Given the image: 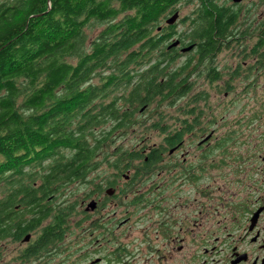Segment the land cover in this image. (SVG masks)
<instances>
[{
	"label": "trees",
	"instance_id": "trees-1",
	"mask_svg": "<svg viewBox=\"0 0 264 264\" xmlns=\"http://www.w3.org/2000/svg\"><path fill=\"white\" fill-rule=\"evenodd\" d=\"M180 2L196 3L190 33L179 37L182 46L196 49L185 56L183 69L191 60L211 61L212 53L247 35L255 41L237 53L240 61L256 54L254 66L264 68V18L242 32L239 13L219 0L0 3V246L37 230L22 258L37 262L55 254L75 205L62 200L52 214L62 190L90 182L100 165L113 168L103 181L109 182L144 156L115 139L144 120L152 102L158 109L172 106L187 92L185 80L173 79L179 74L166 67L174 58L166 51L178 33L173 25L160 26ZM101 25L88 42V33ZM166 128L161 152L176 139Z\"/></svg>",
	"mask_w": 264,
	"mask_h": 264
},
{
	"label": "flooded vegetation",
	"instance_id": "flooded-vegetation-1",
	"mask_svg": "<svg viewBox=\"0 0 264 264\" xmlns=\"http://www.w3.org/2000/svg\"><path fill=\"white\" fill-rule=\"evenodd\" d=\"M7 1L15 0L0 3ZM177 40L179 45L168 49L167 57L195 55L196 49L183 53L181 49L190 45L182 46ZM218 54L212 53L211 61L191 60L186 70L176 68L173 74L182 76L173 79H184L188 89L207 83L219 90L218 83L233 82V75L242 73L237 63L225 81ZM218 100L216 93L209 95L204 90L191 94L184 104L178 100L170 125L175 142L165 152L159 150L164 142L146 148L142 142L139 146L144 156L132 159V163L137 162L132 173L131 163L119 174L122 187L116 185L117 176H110L109 182L90 181L95 206L87 209L89 195L81 200L77 214L88 218L85 229L96 244L106 236L95 238L94 231L100 229L99 225L109 227L115 218L116 228L123 232V255L118 264H264V167L256 165L255 157L242 156L235 130L228 127L220 137L217 135L218 126L225 127L214 112L223 109L222 103L215 106ZM157 151L158 156L148 158L147 154ZM137 176L143 179L132 188ZM101 193L108 202L122 195L127 203L124 214L118 217L115 211L112 216L104 213L102 199L96 197ZM89 264L103 261L95 257Z\"/></svg>",
	"mask_w": 264,
	"mask_h": 264
},
{
	"label": "rangeland",
	"instance_id": "rangeland-1",
	"mask_svg": "<svg viewBox=\"0 0 264 264\" xmlns=\"http://www.w3.org/2000/svg\"><path fill=\"white\" fill-rule=\"evenodd\" d=\"M219 4L239 13L240 17L237 25L239 24L240 29L243 28L242 32L246 30L245 26L253 25L255 20L264 18V0H240L236 3L232 0H219ZM175 10L178 12L179 17L173 26L178 36L175 34L176 36L173 40L179 39L181 34L186 36L190 33V29L193 25L192 20L194 16H196V3L188 5L180 2L177 4ZM164 25L165 19H162L160 26ZM103 28L104 25L96 26L91 33H88V42L95 38ZM254 41L255 38L250 35H247L243 41L233 40L229 44V46H231L229 49L224 48V50L218 54V66L226 72L224 77L225 81L229 79L228 74L238 66L237 63L242 62L237 53L243 50L244 45H247L249 49V47L254 44ZM173 57L172 62L166 66L169 70H177L186 62V57L183 55H173ZM256 59V54L253 57L244 59L247 65H243L245 67L240 68L242 74L233 75V77L236 78L231 82L232 84H230L231 87L229 90H227V83L229 82L225 85H223L224 82L218 83L221 85L219 90H215L217 88L216 85L203 83L200 87L188 89L180 102L184 104L191 94L200 90H204V92L209 95L216 93L219 100L215 102V106H217V103H222L223 109L214 110V112L218 114L219 118L221 117L219 123L224 122L225 124V127L218 126L216 131L217 135L220 137L228 127H230L232 131L235 130L236 139L241 140L242 156L255 157L256 165L264 167V161L261 160V157H264V68H257L254 66V64H256ZM144 68H146V65H142V68H136L135 73ZM245 72L248 74H244ZM180 76L181 75H178L177 77ZM224 94H226V96H224ZM176 103L178 102L176 101L172 106L163 103L158 109L156 101L152 102V104L149 105V113L141 115V119L144 120L134 125L124 136L116 138L115 145L122 144L125 145L126 148L135 146V149L140 151L142 147L139 145H141L142 142L144 143V148H146L145 146H150L152 143L157 142V144H160L163 142L165 132L167 131L166 127L170 129V125L172 124L171 116L177 105ZM209 103L210 107H212L214 101L210 98ZM163 115H165L166 118L163 117ZM155 122L160 123V126L165 128L166 131L156 130L154 126ZM142 139L144 140L141 141ZM226 140H232V137ZM108 150H110V147ZM136 165L137 162L134 161L130 166L129 171L131 173ZM112 169L113 168L100 165L96 171L90 173V180H93L94 183H102L106 180V176L110 175V171L112 173ZM141 179H143V177L138 178L137 176L135 179L133 178L132 188H136L137 183L140 182ZM115 182L116 185L122 187L123 179L120 175L117 176ZM93 190L94 188L91 182H75L64 188L62 190V195L54 200L52 204L54 206L52 214L54 210L57 209L56 205L62 200L75 203L73 211L67 217L69 223L65 227L64 236H62V241L59 242V249L55 254H47L44 259L37 262L31 261L33 258L28 260L22 258V253L27 248L28 242L33 240L36 236L37 230H35L28 233L30 235L28 242H24L23 239L15 242L10 240L3 241L0 246V264H27V261H31L28 264H89V260L95 257L102 259L103 264L121 263L123 255V232L116 228L114 224L115 218L112 217L109 227H106V225H99V228L102 230L97 229L94 231L95 238L106 236L103 242L101 241L99 244H96L92 236H90V232L85 229L88 227V218H82L77 214L81 200L88 199L89 195H93ZM101 195L96 197L102 199V205L105 207L104 213L112 216L115 211L118 217L124 214V205L127 203L122 195L117 194L113 202L105 201L103 198L105 195L104 193H101ZM92 199L94 198L91 196L90 202H88L89 200L87 201L86 207H88V204L90 206V203L94 202ZM128 199H130V196ZM50 216L52 215L50 214ZM134 219L135 217L133 220ZM76 223L80 226L76 225ZM88 230L93 231L91 228Z\"/></svg>",
	"mask_w": 264,
	"mask_h": 264
},
{
	"label": "water",
	"instance_id": "water-1",
	"mask_svg": "<svg viewBox=\"0 0 264 264\" xmlns=\"http://www.w3.org/2000/svg\"><path fill=\"white\" fill-rule=\"evenodd\" d=\"M232 1L236 3V2H239L240 0H232ZM178 17H179V14H178L177 12L174 13L172 16H170L168 19H166V21H165L166 25H169V26L173 25V24L177 21ZM158 30H160V28H158ZM178 45H179V41H178V40H173V42H171V43L169 44L168 49L175 48V47H177ZM192 48H193V46H188V47L182 48L181 51H182L183 53H185V52H187V51H190ZM90 206H92V207H90ZM90 206H89V204H88L87 209H93L94 206H95V203H94V202L90 203ZM29 239H30V235L28 234V235H26V236L23 238V241H24V242H28Z\"/></svg>",
	"mask_w": 264,
	"mask_h": 264
}]
</instances>
